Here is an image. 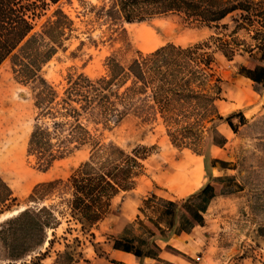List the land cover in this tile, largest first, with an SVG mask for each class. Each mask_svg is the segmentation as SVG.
<instances>
[{"label": "trees", "instance_id": "obj_1", "mask_svg": "<svg viewBox=\"0 0 264 264\" xmlns=\"http://www.w3.org/2000/svg\"><path fill=\"white\" fill-rule=\"evenodd\" d=\"M41 1L54 5L60 0ZM37 10V3L31 0H0V66L10 59L13 72L23 83L32 84L36 117L27 154L46 171L85 146L91 149L88 160L67 179L36 185L24 210L0 223V250L5 262L22 260L45 243L52 247L53 239L47 240L46 235L60 226L58 218H70L81 233L93 238V228L112 213V200L134 189L142 169L139 159L115 145L101 143L96 127L105 128L132 114L144 122L158 116L166 135L174 141L185 132L199 139L205 123L224 122L235 133L233 120L238 126L246 120L241 113L223 118L217 111L222 81L213 69L215 52L227 61L236 55L247 56L238 74L264 89V0H112L105 15L126 24L174 15L215 33L204 44L189 48L169 45L133 60L126 68L110 61L107 76H68L60 88L47 83L39 73L63 46L72 23L56 11L53 20L33 34ZM226 19L232 24L230 30L229 22L223 23ZM240 31L249 35V43L238 39ZM210 48L212 52H207ZM204 133L202 156L208 158L211 169H227L226 162L208 157L209 149L223 146L225 140L212 127ZM215 182L177 202L160 201L157 219H148L147 226L140 222L146 237L113 238L112 250L131 254L140 264L146 259L159 260V242L166 245L171 238L203 226V213L217 196L215 187L227 188ZM18 205L0 178V215ZM258 234L264 242V228H259ZM94 252L104 255L95 248ZM73 257L65 251L53 264H71Z\"/></svg>", "mask_w": 264, "mask_h": 264}, {"label": "rangeland", "instance_id": "obj_2", "mask_svg": "<svg viewBox=\"0 0 264 264\" xmlns=\"http://www.w3.org/2000/svg\"><path fill=\"white\" fill-rule=\"evenodd\" d=\"M31 1L38 6L33 34L40 33L43 25L53 20L56 11H61L72 23L63 46L39 73L47 83L58 88L68 76L83 74L91 79L107 76L110 61L126 68L133 60L169 45L189 48L204 44L215 33L214 29L174 15L126 24L105 15L112 0H60L54 5ZM228 22L226 19L223 23ZM229 25L230 30L231 22ZM237 37L249 43L246 32L240 31ZM206 51L212 52V48ZM214 60L213 69L222 81L221 96L215 103L217 111L223 118L241 113L246 120L244 125L238 126L234 119L237 127L234 133L224 122L205 123L199 139L185 132L178 136V141L168 138L158 116L144 122L128 114L118 123L96 127L95 135L101 143L115 145L139 159L142 169L134 189L112 200V213L93 228V238L81 233L70 218H58L60 226L46 235L47 240L53 239L52 247L44 244L17 262H5L0 250V264H53L65 251L74 256L71 264H111L110 261H115L112 258L115 251L111 248L113 238L123 235L145 238L140 222L147 226L148 219H157L160 201L177 202L215 181L227 188L215 187L217 196L203 213V226L171 238L166 245L159 242V260L146 259L143 264H264V242L258 234L259 228H264V89L238 74L239 67L247 63V56L236 55L227 61L215 52ZM237 82L252 93L250 101L241 106L232 99ZM31 87L32 84L23 83L13 72L10 59L3 62L0 66V178L19 205L1 214L0 219L20 207L25 208L36 185L67 179L90 155V146H85L46 171L39 168L34 157L28 156L27 143L36 117ZM210 127L225 143L212 146L208 157L226 162L227 169H211L208 158L205 160L202 156L206 148L204 130ZM166 159L178 166L185 164L188 170L190 162L201 159L202 173L199 177L188 174L189 181L178 182L176 187L158 185L154 178L169 169ZM94 248L104 255L97 256ZM133 264L140 263L134 258Z\"/></svg>", "mask_w": 264, "mask_h": 264}, {"label": "bare ground", "instance_id": "obj_3", "mask_svg": "<svg viewBox=\"0 0 264 264\" xmlns=\"http://www.w3.org/2000/svg\"><path fill=\"white\" fill-rule=\"evenodd\" d=\"M251 96H252L251 91H249V89H247V87L243 83L241 82L235 83L232 92V99L238 106H241L246 102H249ZM166 164L169 166V169L166 170L164 173H160V174L157 171L158 175L154 178V181L158 185H162L164 187H169V188H172L174 186L176 187L178 182L189 181L187 177L188 174H191L192 176L197 175V177H199V175L202 173L201 159H195L192 162H190V166H191L190 170H188L185 164L178 166L173 164L171 161L167 159H166ZM187 166L189 165L187 164ZM23 210L24 207H20L18 210L13 211L12 213H7L3 215L0 219V222H3L4 220L16 216L19 212H22ZM112 258L120 264H133L134 261V257L131 254L117 252V251H115L112 254Z\"/></svg>", "mask_w": 264, "mask_h": 264}, {"label": "water", "instance_id": "obj_4", "mask_svg": "<svg viewBox=\"0 0 264 264\" xmlns=\"http://www.w3.org/2000/svg\"><path fill=\"white\" fill-rule=\"evenodd\" d=\"M20 213V212H19Z\"/></svg>", "mask_w": 264, "mask_h": 264}]
</instances>
